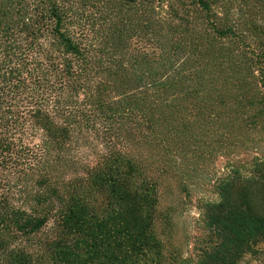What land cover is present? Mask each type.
Returning a JSON list of instances; mask_svg holds the SVG:
<instances>
[{"label":"trees","instance_id":"1","mask_svg":"<svg viewBox=\"0 0 264 264\" xmlns=\"http://www.w3.org/2000/svg\"><path fill=\"white\" fill-rule=\"evenodd\" d=\"M201 182L176 264H238L264 241V0H0V264H172L162 204Z\"/></svg>","mask_w":264,"mask_h":264},{"label":"rangeland","instance_id":"2","mask_svg":"<svg viewBox=\"0 0 264 264\" xmlns=\"http://www.w3.org/2000/svg\"><path fill=\"white\" fill-rule=\"evenodd\" d=\"M90 154H93L88 150ZM225 160L217 162L218 170ZM169 196L162 204L164 214H172V227H161L166 244L167 257L172 264L182 258L196 259L204 240L207 227L203 219L204 202L217 199L212 185L201 182L191 189L190 195L177 192ZM172 212V213H171ZM238 264H264V241L253 247L252 251L243 255Z\"/></svg>","mask_w":264,"mask_h":264}]
</instances>
